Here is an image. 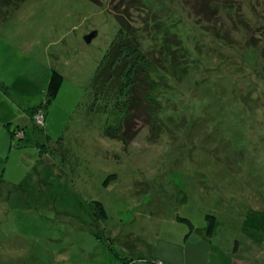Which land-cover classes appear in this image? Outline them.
Instances as JSON below:
<instances>
[{
  "label": "rangeland",
  "instance_id": "1",
  "mask_svg": "<svg viewBox=\"0 0 264 264\" xmlns=\"http://www.w3.org/2000/svg\"><path fill=\"white\" fill-rule=\"evenodd\" d=\"M119 1L0 4V264H264V0H229L221 17L158 0L203 20L163 25L194 65L170 78L154 123L132 114L127 144L93 109ZM53 71L64 83L49 103Z\"/></svg>",
  "mask_w": 264,
  "mask_h": 264
},
{
  "label": "trees",
  "instance_id": "2",
  "mask_svg": "<svg viewBox=\"0 0 264 264\" xmlns=\"http://www.w3.org/2000/svg\"><path fill=\"white\" fill-rule=\"evenodd\" d=\"M23 1L0 0V4L18 7ZM90 1L96 5H101L107 0ZM162 1L159 4L158 0H120L119 3L116 2L118 5L114 6L112 15L118 21L120 28L92 82L95 97L93 109L95 106L103 108L113 123L107 128L106 135L122 140L125 144L129 143L128 137L124 138L127 131L130 132V129L134 128L130 123L132 114L136 112L137 116L140 114L141 116L142 114L150 115L151 118L148 122L154 123V115L159 113L155 109L158 105L160 106L159 95L168 90L170 78L173 76L174 79L184 80L194 65L191 63V52L196 51L185 45V39L181 36L172 35L165 30L163 25L168 21L176 22V24L193 21L194 24L199 25L202 19L186 7L181 10L170 3H162ZM177 1L180 0H175V2ZM228 2L231 1L203 0L200 9L204 10L203 13L205 14L206 12L209 13V8H212L213 12H218V17H221L224 13L230 14L231 6ZM162 6L168 7V13L164 11L165 8L162 9ZM220 6L223 8L221 9ZM162 10L164 11L163 14L161 13ZM233 22L236 25L235 30L237 32L242 31L240 34H244V30L238 22L234 20ZM244 22L246 24L247 21ZM138 23L143 25L140 26ZM247 23L250 25L249 22ZM202 33L204 32L202 31ZM225 33L218 28L219 35H216V38L225 35ZM234 44L231 43L232 46ZM157 52H159V56H157ZM63 83L64 76L53 71L47 88V101L49 103L57 98ZM163 84L166 87L163 88ZM38 111L43 112L38 108L31 111L34 117ZM43 115H45L44 112ZM124 127L125 129H123ZM121 130L124 131V135L119 132ZM133 132L134 135L129 137L130 140L138 134L137 130ZM93 204L99 209L96 211V216L104 220L108 219L104 204L101 202H93ZM181 220L192 226V222L188 219L181 218ZM208 220L206 232L207 236L212 237L217 227L216 217L209 215ZM153 264L158 263L153 262Z\"/></svg>",
  "mask_w": 264,
  "mask_h": 264
},
{
  "label": "built area",
  "instance_id": "3",
  "mask_svg": "<svg viewBox=\"0 0 264 264\" xmlns=\"http://www.w3.org/2000/svg\"><path fill=\"white\" fill-rule=\"evenodd\" d=\"M41 115H43L42 113L38 116V118H40L41 117Z\"/></svg>",
  "mask_w": 264,
  "mask_h": 264
},
{
  "label": "water",
  "instance_id": "4",
  "mask_svg": "<svg viewBox=\"0 0 264 264\" xmlns=\"http://www.w3.org/2000/svg\"><path fill=\"white\" fill-rule=\"evenodd\" d=\"M90 38H91V37H87V39H88L89 41H90Z\"/></svg>",
  "mask_w": 264,
  "mask_h": 264
},
{
  "label": "crops",
  "instance_id": "5",
  "mask_svg": "<svg viewBox=\"0 0 264 264\" xmlns=\"http://www.w3.org/2000/svg\"><path fill=\"white\" fill-rule=\"evenodd\" d=\"M234 261H235V260H234ZM235 263H236V262H235ZM235 263H234V264H235Z\"/></svg>",
  "mask_w": 264,
  "mask_h": 264
}]
</instances>
